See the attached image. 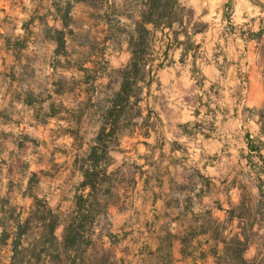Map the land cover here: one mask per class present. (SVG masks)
<instances>
[{
    "label": "rangeland",
    "instance_id": "374dc122",
    "mask_svg": "<svg viewBox=\"0 0 264 264\" xmlns=\"http://www.w3.org/2000/svg\"><path fill=\"white\" fill-rule=\"evenodd\" d=\"M251 1L243 13L235 0H179L185 29L133 37L147 67L139 74L140 116L130 121L136 110L114 94L150 0H0V233L9 218L28 216L34 197L73 208L90 165L83 159L103 128L116 129L112 115L123 109L126 126L119 143L111 139L109 209L93 225L97 251L108 250L109 264H119L112 211L134 201L144 178L165 204H199L211 213V257L214 244L221 247L215 264H264V163L251 152L264 142V106H243V89H225L232 60L223 58L231 59L223 38H257L264 0ZM211 61L225 73L212 88L204 72ZM226 212L247 219L242 239L217 226ZM56 235L62 238L63 227ZM9 250L0 242V264L10 263Z\"/></svg>",
    "mask_w": 264,
    "mask_h": 264
},
{
    "label": "trees",
    "instance_id": "16d2710c",
    "mask_svg": "<svg viewBox=\"0 0 264 264\" xmlns=\"http://www.w3.org/2000/svg\"><path fill=\"white\" fill-rule=\"evenodd\" d=\"M184 11L185 8L181 6L179 0H150L145 19L137 24L134 35L129 40L131 58L128 65L119 71L121 83L114 97L119 101L122 100L121 103H124L125 108L136 110L130 121L140 116L138 105L144 90L140 84L144 79H140L139 74L147 67L140 53L142 45L133 37H140L141 34L153 37L154 31L172 29L175 25L185 29ZM182 32L188 38L187 31ZM196 33L195 31L194 34ZM174 34L178 33L174 32ZM261 35L262 32H258L257 39ZM165 56H168V51ZM161 66L162 64L159 65ZM151 73L152 69H149L148 77ZM119 105L114 107L121 109L122 105ZM113 109L110 112L114 113L115 109ZM117 112L118 115H112L117 119L113 123L116 129L106 133V129L103 128L98 133L94 145L90 146L87 158L83 159L84 163L90 165L83 171L81 193L75 196L71 210L64 212L60 208L53 209L46 200L34 197L26 218L11 217L3 225L0 242L10 249L9 264H109V251L102 249L99 253L92 237L96 216L105 215L109 209L106 198L113 187L109 168L114 160L110 154L111 139L114 138L119 143V132H122L126 126L120 125L124 110ZM261 149L262 147L259 146L252 151L260 154ZM259 157L264 160L261 155ZM78 159L80 156L77 157L76 162ZM59 227H63L61 239L56 235ZM108 236L112 238L110 234Z\"/></svg>",
    "mask_w": 264,
    "mask_h": 264
},
{
    "label": "crops",
    "instance_id": "0c3cea01",
    "mask_svg": "<svg viewBox=\"0 0 264 264\" xmlns=\"http://www.w3.org/2000/svg\"><path fill=\"white\" fill-rule=\"evenodd\" d=\"M230 1L224 0L223 3ZM231 3H234V0ZM234 6L247 13L253 3L251 0H235ZM240 22L246 23L247 19H241ZM256 24L257 33L262 32L258 39L223 38L231 59L223 58L227 62L232 60L233 76L232 82L226 80L225 89H243L245 96L241 104L253 110L264 106V58L259 60V46L264 49V17L259 18ZM220 64L211 61V64L204 68L205 73L211 74V88L222 82L225 75ZM254 121L257 123V117ZM262 138L264 139V136ZM261 147L259 155L264 159V142H261ZM251 152L254 153L252 150ZM260 160L264 163V160ZM158 191L156 185H148L142 178L135 187L134 201L125 210L112 211L111 233L122 239L115 246L119 264H215L221 247L214 244L217 254L211 257V213L204 215L199 204H165L156 194ZM215 220L217 226L224 225L221 231L225 235H239L242 239L241 235L247 232L245 217H229L226 212V215ZM254 227L253 230L257 232L259 228L262 229L258 225ZM251 248L252 246H249L247 249Z\"/></svg>",
    "mask_w": 264,
    "mask_h": 264
}]
</instances>
